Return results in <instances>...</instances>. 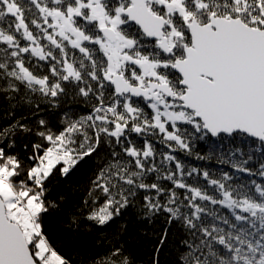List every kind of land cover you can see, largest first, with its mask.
Segmentation results:
<instances>
[{"label": "snow or ice", "instance_id": "6c2138e0", "mask_svg": "<svg viewBox=\"0 0 264 264\" xmlns=\"http://www.w3.org/2000/svg\"><path fill=\"white\" fill-rule=\"evenodd\" d=\"M0 119V264H264V0H0Z\"/></svg>", "mask_w": 264, "mask_h": 264}, {"label": "trees", "instance_id": "16d2710c", "mask_svg": "<svg viewBox=\"0 0 264 264\" xmlns=\"http://www.w3.org/2000/svg\"><path fill=\"white\" fill-rule=\"evenodd\" d=\"M0 126L7 127V123L5 122L4 119H0ZM197 147L199 148V145H197ZM201 151H202V149H201ZM192 163L196 166H200V165L208 166L205 161H201V160H192ZM211 167L213 169H218L221 166L213 163L211 165ZM105 236L107 237L106 239L104 237H101V239L104 240V246L103 247L93 248L87 254L84 251H81L79 253V255L74 253L73 259H78V260L79 259H86V255H94L96 253H100L101 255H103L104 253H106L113 246V244H115L117 241L112 239L111 233H106ZM118 240H119V243L121 245H123L124 247H129L130 245H133L135 243L131 238H126V239L125 238H118Z\"/></svg>", "mask_w": 264, "mask_h": 264}]
</instances>
